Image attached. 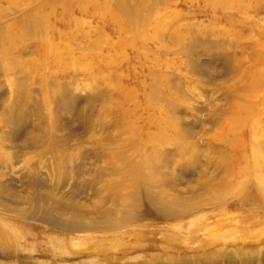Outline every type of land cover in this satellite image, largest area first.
<instances>
[{"label": "rangeland", "instance_id": "rangeland-1", "mask_svg": "<svg viewBox=\"0 0 264 264\" xmlns=\"http://www.w3.org/2000/svg\"><path fill=\"white\" fill-rule=\"evenodd\" d=\"M31 1L7 5L8 0H0V38L4 41L9 29L19 33L11 22L41 3L51 13L53 39L59 41L70 30V55L77 56L76 47L82 48L91 68L85 73L39 62L49 75L41 83L30 68L7 70L0 46V264H264V190L248 177L240 190L227 184L219 197L210 193L225 178L221 156L234 162L239 152L248 155L256 140L264 159V109L258 96L264 79L258 91L248 87L250 75L243 82L253 66L262 69L264 78V0L246 10L211 8L207 0H128L143 15L141 34L146 36L143 43L123 47L118 43L129 34L115 27L109 11L95 12L92 5L114 0H87L83 9L71 0L69 15L63 6L70 0ZM158 20L168 24L154 36ZM94 40L109 56H98ZM17 43L11 53L26 60L25 68L44 54L36 40ZM240 62L242 67L236 68ZM50 79L59 87L53 98L44 90ZM17 80L23 85L16 87ZM155 84L169 103L148 105ZM13 99L20 103L13 111L17 118L8 108L17 102ZM237 102L254 107L256 127L241 125L229 140L217 137ZM165 116L172 126L162 120ZM169 128L180 132L193 158L190 152L179 160L177 145L166 143L157 152L166 162L158 170L168 181L151 184L150 194L148 185L131 187L127 167L158 143L164 129L171 133ZM260 172L264 176V164ZM160 193L165 196L162 205ZM74 222L96 226L62 229ZM240 255L249 261H240Z\"/></svg>", "mask_w": 264, "mask_h": 264}, {"label": "bare ground", "instance_id": "bare-ground-1", "mask_svg": "<svg viewBox=\"0 0 264 264\" xmlns=\"http://www.w3.org/2000/svg\"><path fill=\"white\" fill-rule=\"evenodd\" d=\"M22 1V2H21ZM24 1H29V0H8V4L7 5H9V4H13V5H16L18 2H20V3H23ZM33 1V0H32ZM31 1V2H32ZM40 1H42V0H40ZM40 1H39V3H40ZM57 1V0H56ZM67 1V0H66ZM75 1H77V0H75ZM133 1V0H132ZM138 1V0H137ZM163 1V0H162ZM169 0H167V1H165L164 0V2H168ZM206 1V0H205ZM258 1L259 0H207V2L211 5V8H212V6L214 7V8H220V9H231V8H234V9H237V10H246L248 7H249V4L250 3H255V4H257L258 3ZM6 2V1H5ZM43 2V4H44V0L42 1ZM54 1H52V2H50V3H52L51 5H52V8L54 7L53 6V3ZM62 2V1H61ZM73 2V1H72ZM91 2V1H90ZM89 2V3H90ZM99 1H96L95 3H92V5L94 4V7H95V12L96 11H99V12H104L105 13V11H109V14H108V16L109 17H111L110 19H112V21H114L115 22V24H116V28L117 27H119V30H121V31H123V32H126V33H128L129 34V38H127V40H126V38H125V40H121L119 43H118V45L119 46H121V47H123L122 45H125V44H128L127 46H129V44H132V45H134L136 42H138V41H141V43H143V40L145 39L144 37L146 36V35H142L141 34V31H142V27H143V24H144V22H143V20L141 19V17H140V15L143 17V15L142 14H140V12H138V10L137 11H135L133 8H132V6L130 5V1L128 2V0H114L113 1V3H110V2H106V3H98ZM206 2V3H207ZM7 3V2H6ZM27 5H28V3L27 2H25ZM39 3L37 2V4L36 5H39ZM68 3H70L71 4V0H70V2H66V3H64V6H63V4H62V6H63V8L65 9V15H66V12L68 13V11H69V9H70V5H68ZM75 4H77L76 6H79L81 9H83V8H85V7H87L88 6V1L87 0H78L77 2H74ZM74 3H72V4H74ZM110 3V4H109ZM143 3H144V1H143ZM146 3H148V2H146ZM145 3V4H146ZM32 4V3H31ZM46 4H47V2H46ZM45 4V5H46ZM71 4V5H72ZM149 4H150V2H149ZM148 4V5H149ZM25 5V4H24ZM23 5V6H24ZM40 5L41 6H38L37 8H36V6H34L35 7V10H33L30 14H28V12L26 13L27 15L26 16H24L23 18H20V20H16L17 22H14V23H12L11 22V27H13V28H15L16 30H18V32L19 33H13V32H11L10 31V29L6 32L7 34L3 37V38H5L4 39V41L2 40V38H0L2 41H3V43H1L0 42V46H2V49H1V55H3V56H5V57H7L8 58V65H7V70H9V71H14V69L15 68H17V69H19V68H22V70H26V69H28V72H29V68H30V70H32V71H34L35 70V72L37 73L36 75H37V77H38V80L41 82V83H43V82H45V80L49 77V75H48V73H47V71L46 70H44L45 69V67H43L39 62H44V63H46V62H53V63H55L56 64V67L58 68L59 66H62V67H65V69H67V67H68V69H72V70H76V71H82V72H88L89 70H90V68H91V58H90V56L89 55H87V52L85 53V52H83L82 50V48H80V47H76V53H77V56H71L72 55V52H71V55H70V51H71V48H73V47H71L70 46V43L72 42V40H71V37H72V34H70L68 31H70V30H66L65 32H63V33H61L60 34V36H58L59 37V41H56V40H54L53 39V37L51 36V34L52 33H49V30H51L52 28H51V26H50V23L49 22H51V21H49V16H50V14H49V11H47L46 9H45V7H43L42 6V4L40 3ZM60 5V4H59ZM133 5V4H132ZM140 5V4H139ZM138 5V6H139ZM166 5V4H165ZM28 6H30V4L28 5ZM91 6V5H90ZM134 6V5H133ZM144 6H147V4L146 5H144ZM31 7H33V6H31ZM34 7L33 8H31V9H34ZM78 7V8H79ZM149 7V6H148ZM156 7V6H155ZM158 7V6H157ZM156 7V8H157ZM164 7H166V6H164ZM163 7V8H164ZM261 7V6H260ZM51 8V9H52ZM62 8V9H63ZM92 8V7H91ZM151 8H152V5H151ZM160 8V7H159ZM162 8V7H161ZM264 8V7H263ZM28 9V8H27ZM30 9V8H29ZM28 9V10H29ZM138 9V8H137ZM140 9V8H139ZM150 9V8H149ZM153 9V8H152ZM165 9V8H164ZM26 11V10H25ZM92 11H93V9H92ZM158 11V10H157ZM1 12V11H0ZM54 12V11H53ZM82 12V11H81ZM139 14H138V13ZM148 12V11H147ZM150 12V11H149ZM62 13V12H61ZM69 13H70V11H69ZM69 13H68V15H69ZM151 13H152V11H151ZM53 14V13H52ZM144 14V13H143ZM155 14V13H154ZM158 14V13H157ZM157 14H156V16H157ZM104 15V14H103ZM102 14H101V16H103ZM22 16V15H21ZM20 16V17H21ZM146 16H148V15H146ZM144 17H145V15H144ZM69 19V18H68ZM150 21H151V19H150ZM163 21V20H162ZM161 20H158L156 23H155V26H154V32H153V35L154 36H158V35H160L162 32V30H164L165 29V27L163 28V26L167 23V21L165 22V24H163V22H162ZM145 22H146V20H145ZM114 24V23H113ZM168 24V23H167ZM7 26H9L8 24H6ZM6 26V27H7ZM1 28V27H0ZM44 29H48V31L47 32H44L43 33V30ZM129 31V32H128ZM232 31V30H231ZM234 32V31H233ZM241 33V32H240ZM0 34H1V30H0ZM140 34H141V36H140ZM230 34H232V33H230ZM235 34V33H234ZM67 35V36H66ZM177 34H175V36H176ZM1 37H2V34L0 35ZM65 36V38H63V37ZM62 37V38H61ZM83 37H85L86 39H88L87 37H88V34L87 33H85L84 35H83ZM155 38V37H154ZM176 39L178 40V42H180V37H176ZM34 41V40H36L37 42H39V44H41V46H42V48H43V56H48L49 58H45V57H41V58H34V59H30L31 61H30V66L28 67V68H25V61L26 60H24V59H20V56H18V55H13L12 53H11V51H12V49H13V44H15L16 45V43L17 42H19V41H21V44H23V43H25V42H27V41ZM88 41V40H87ZM93 42V46H94V51H96L97 53H98V56H100V55H103V57H105V56H109V55H107V53H108V51H106V52H102V50L100 51L99 50V42H98V40H94V41H92ZM91 42V43H92ZM192 42V41H191ZM90 43V44H91ZM263 43V42H262ZM18 44V43H17ZM92 45V44H91ZM113 44H111L110 46H109V48L110 49H112L113 48V46H112ZM117 45V47L118 48H121V47H119ZM191 46H192V44H190ZM262 46V45H261ZM116 47V48H117ZM84 48V47H83ZM117 48V49H118ZM127 48V47H126ZM87 50H88V48H87ZM86 50V51H87ZM107 50V49H106ZM119 50V49H118ZM73 51H74V48H73ZM64 56V57H63ZM95 56V55H94ZM34 57V56H33ZM97 57V56H96ZM101 57V56H100ZM98 59V58H97ZM109 60V59H108ZM107 60V61H108ZM263 60V59H262ZM110 63V62H109ZM111 64V63H110ZM259 64V63H258ZM246 66V65H245ZM261 66V65H260ZM242 67V63L240 62L239 63V65H238V67H236V68H241ZM249 67V66H248ZM247 67V68H248ZM263 67V66H262ZM61 68V67H60ZM235 68V67H234ZM22 70H21V73L22 74H20L21 75V77L24 79V77H23V72H22ZM98 70V69H97ZM237 70H239V71H241V69H237ZM236 70V71H237ZM245 70V69H244ZM243 71V70H242ZM99 72V71H98ZM103 72V71H102ZM234 72V71H233ZM242 73V72H241ZM235 74V73H234ZM245 74V78H243L244 79V81L243 82H245L246 80H247V78H248V76L250 75V80H249V86L248 87H250V89L251 90H253V91H258V88H259V86L261 85V87H262V82L261 81H263V76H262V69L261 68H259L258 66H253L252 68L250 67L249 68V70H247V72L246 73H244ZM243 74V75H244ZM237 75H238V73H237ZM95 77H96V75H95ZM238 78H242V74H241V77H239V75H238ZM99 79V78H98ZM19 80V79H18ZM16 81V84H14L15 86L16 85H18V86H22L23 84L21 83V82H19V81ZM241 80V79H240ZM102 81L103 82H106L107 81V79L104 81L103 79H102ZM153 83V82H152ZM156 83V82H155ZM157 84H158V82H157ZM157 84H155L156 86H154L153 87V95L150 97V99H149V103L146 101V103H148V105L150 106V107H152V105H153V107H154V105H157L158 106V103L160 102V101H164V102H168L169 103V99H167L166 100V98H168L169 96L168 95H164L165 96V99H164V96L162 97V93H159V91H157L155 88L157 87ZM243 84V83H242ZM247 86H246V88H247ZM17 87V86H16ZM56 87V88H55ZM260 87V88H261ZM45 89V95L46 96H50V98H53L57 93H58V89H59V87H57L56 85H54L53 84V82H52V79H50V82H49V85L47 86V87H44ZM243 88V87H242ZM245 89V88H244ZM249 89V90H250ZM246 90V89H245ZM250 90V91H251ZM16 91L18 92V93H16L17 95H20V89H16ZM261 92V95H258V96H260V104L262 105V110L264 109V87H262V90L260 91ZM255 93V92H254ZM125 95V94H124ZM123 95V96H124ZM24 96H26V94L24 95ZM127 96V95H126ZM126 96H125V98H126ZM168 96V97H167ZM23 96H21V98H22ZM57 97V96H56ZM111 97V96H110ZM110 97H108V98H110ZM244 97V96H243ZM20 97H17L16 99H19ZM16 99H13V100H16ZM111 99V98H110ZM132 99V98H131ZM12 100V101H13ZM125 100V99H124ZM126 100H128V98L126 99ZM147 100V99H146ZM166 100V101H165ZM17 101V100H16ZM22 101V100H21ZM112 101V100H111ZM110 101V102H111ZM250 101V100H249ZM248 101V102H249ZM115 102V101H114ZM166 102V103H167ZM13 103L14 104H9V112H10V116L12 117V118H17L16 116H14V112L13 111H16L17 109H18V106L17 105H19L20 106V103H19V101H17V102H15V101H13ZM239 102H237L235 105H234V108H231L232 110L234 109V111H232L231 112V115H229L227 118H228V120H227V122L226 121H224V122H226L225 123V126L223 125V127L221 128V130L217 133V137H219V138H224V139H228L229 140V134H233V133H235L236 131H237V129L241 126V125H249L250 127H256V124H257V118L255 117V114H254V112H253V108L254 107H252V106H249V105H247V104H238ZM36 106V105H35ZM120 107V105L119 104H117L116 105V107ZM148 106V107H149ZM135 107V106H134ZM260 107V106H259ZM114 108H115V106H114ZM20 109V108H19ZM113 109V108H112ZM111 109V110H112ZM154 109V108H153ZM115 110V109H114ZM114 112V111H113ZM117 114L119 113V112H116ZM123 113V112H122ZM225 114V113H224ZM258 114V113H257ZM120 115V114H119ZM155 116V115H154ZM149 117H150V119L152 120L154 117H153V115L151 114V115H149ZM148 117V118H149ZM156 117L157 116H155V118H154V120L156 119ZM168 116H165V117H162L163 119L162 120H165L166 122H168L169 123V125L170 126H172L173 124H174V122H172V120H171V117H169V118H167ZM166 118H167V120H166ZM259 118V117H258ZM2 119V118H1ZM147 119V118H146ZM149 119V120H150ZM173 119V118H172ZM150 120V121H151ZM161 121V120H160ZM175 121V120H174ZM123 122V121H122ZM165 122V123H166ZM147 123H148V121H147ZM176 123V122H175ZM245 126V127H246ZM125 127H127L126 125H125ZM129 128H132V127H129ZM128 128V129H129ZM172 132L171 133H167L166 132V130L167 129H164L165 130V133H163L162 134V136H161V134H159V138H158V143L157 144H153L152 146H151V150H149L148 152H146V153H143L142 154V157L140 158V160H139V162H135L136 164H133L132 163V165H130L129 167H127L128 168V171L129 172H131L132 174H131V178L132 179H130V180H132L131 181V187H133V188H137L138 186H140V185H148V187H147V193L148 194H150L151 193V190H150V187H151V184H155L156 182H158V181H160V180H162L163 182L164 181H168V179L167 178H165L163 175H162V173H161V171L160 170H162L160 167H158L161 163H163V162H165V160L162 158V153H161V157L158 155V152H157V150H158V148L160 147V146H164V144L166 145V143H173V144H175V145H177V151L179 150V160L180 159H183L186 155H188L191 151H189V150H187L186 149V145H185V143L182 141V139H181V137H180V135H179V133L180 132H178V131H176V128H169ZM233 136V135H232ZM236 138V137H235ZM250 138V137H249ZM150 139H152V138H150ZM149 139V141H151ZM157 140V139H156ZM239 141V140H238ZM229 142V141H228ZM230 142H231V140H230ZM241 142V141H240ZM148 143V142H147ZM146 142H145V144H147ZM155 143H156V141H155ZM226 143H227V141H226ZM250 143H251V141H250ZM139 144H141V143H139ZM138 143L136 144V146L137 145H139ZM144 144V145H145ZM248 144H249V142H248ZM257 144V142H256V140L255 141H253L252 142V144H251V147H250V151H249V153H248V155H246L247 154V151H241V152H239V156L237 157V159L234 161V162H232V161H230L228 158H225V157H222L221 156V158H220V163H221V167L223 168V173H225V178H223V176H222V179H220V180H218V181H216L215 183H214V185L212 186V188L210 189V190H212V191H210V193L212 194L211 196L213 197V196H217V195H221V194H223V192H225V188H228L227 187V184H231V186H233V187H235L236 189H239V188H242L243 187V185H244V182H245V179L247 178L248 179V177L250 178V177H252V178H254V180H255V184L258 186V188L259 189H262V190H264V176L261 174V172H260V169H261V166L264 164V159L263 158H260L258 155H259V150L261 149L260 148V146L259 145H256ZM143 145V144H142ZM141 145V146H142ZM143 145V146H144ZM171 145V144H170ZM232 145H234V144H232ZM242 145V144H241ZM140 146V147H141ZM142 146V147H143ZM148 146V145H147ZM134 147V146H133ZM141 147V148H142ZM137 148V147H136ZM135 148V151L138 153L139 151H140V153L142 152L141 150H137ZM145 148H146V145H145ZM234 148V147H233ZM106 149V148H105ZM118 149V148H117ZM107 150V149H106ZM144 150V149H143ZM249 150V149H248ZM119 151V150H118ZM117 151V153H119ZM237 151V150H236ZM115 153V152H114ZM117 153H115V155L117 154ZM159 153H160V151H159ZM139 154V153H138ZM236 154H238V153H236ZM114 155V156H115ZM127 155V154H126ZM140 155V154H139ZM118 156V159H119V157H122V156H120V155H117ZM116 157V156H115ZM127 157V156H126ZM191 157L193 158V156H192V152H191ZM192 158H190V159H192ZM129 159V158H128ZM130 161V160H129ZM192 161V160H191ZM108 162V161H107ZM128 162V161H127ZM132 162V161H131ZM121 163V162H120ZM166 163V162H165ZM125 164H126V162H125ZM125 164H124V166H125ZM128 164V163H127ZM120 165V164H119ZM168 165V164H167ZM194 165V164H193ZM111 166V165H110ZM109 166V167H110ZM123 166V165H122ZM128 166V165H127ZM115 167V166H114ZM162 168L164 167V163H163V165L161 166ZM185 167V166H184ZM117 168V167H116ZM158 168L160 169V170H158ZM220 168V167H219ZM118 169V168H117ZM125 169V168H124ZM116 170V169H115ZM120 171V170H119ZM118 172V171H117ZM113 173V172H112ZM121 173V172H120ZM120 178V177H119ZM200 179V178H199ZM230 179H233V181L231 180V182H230ZM247 179H246V181H247ZM251 179V178H250ZM248 180V181H251V180ZM253 180V181H254ZM121 181V180H120ZM253 183V182H252ZM255 185V186H256ZM224 186H226V187H224ZM207 187V186H206ZM230 187V186H229ZM208 188V187H207ZM231 188V187H230ZM229 188V189H230ZM234 188V189H235ZM257 188V187H256ZM145 189V188H144ZM165 189V188H164ZM224 189V190H223ZM228 189V190H229ZM232 189V188H231ZM223 190V191H222ZM227 190V189H226ZM227 190V191H228ZM240 190V189H239ZM238 190V191H239ZM135 190H133V192H134ZM165 191V190H164ZM230 191V190H229ZM228 191V192H229ZM233 191V190H232ZM144 192V191H143ZM167 192H168V190H167ZM207 192H208V189H207ZM227 192V193H228ZM231 192V191H230ZM171 193V192H170ZM206 193V192H205ZM209 193V192H208ZM207 193V194H208ZM236 193V192H235ZM144 194V193H143ZM148 194H145V195H147V197H148ZM160 195V196H159ZM158 196H157V199L159 200L158 202L159 203H161V205H162V198H165V196H164V194H159ZM209 195V194H208ZM229 195V194H228ZM132 196H136V193H134V194H132ZM177 196V195H176ZM178 198H180L179 196H177ZM177 197H175L176 199H177ZM210 197V196H209ZM209 197H208V199H209ZM217 197H219V196H217ZM216 197V198H217ZM222 197H224L223 195H222ZM174 198V201H176V199ZM197 198V197H196ZM207 198V197H206ZM206 198H205V201H206ZM215 198V199H216ZM134 199V198H133ZM156 199V200H157ZM198 199H199V197H198ZM207 199V200H208ZM215 199H212V200H214L215 201ZM218 199V198H217ZM222 199V198H221ZM179 200V199H178ZM194 200V199H193ZM184 201H185V199H184ZM200 201H204V199L202 198V200H200ZM204 201V202H205ZM178 202V201H177ZM194 202H196L195 200L193 201V205H194ZM198 202V201H197ZM207 202V201H206ZM209 202H212V201H210V199H209ZM208 202V203H209ZM158 203V204H159ZM167 203V202H166ZM179 203V202H178ZM214 203V202H213ZM262 203V202H261ZM158 204H157V206H158ZM187 204H188V202H187ZM189 204H191V202L189 203ZM196 204H198V203H196ZM181 205V204H180ZM200 205H203L202 204V202H201V204ZM156 206V207H157ZM191 207V206H190ZM193 207V206H192ZM257 207H258V205H257ZM159 208V207H158ZM162 208V206H160V209ZM186 211H187V209H186ZM166 212H169V211H166ZM44 214V213H43ZM50 214V213H49ZM47 215V214H46ZM82 215V214H81ZM45 217H47V216H45ZM92 219V218H91ZM56 221V220H55ZM74 221V220H73ZM72 221V222H73ZM79 221V220H78ZM244 221V220H243ZM243 221H241V222H243ZM56 223V222H55ZM75 224H70V223H65L64 225H62V229L64 230V229H67V230H70V229H72L73 231H74V229L76 230L77 228H81V229H91V227L93 228V227H95L96 225L94 224V223H91L90 225H84V224H82L81 222H74ZM62 224V223H61ZM86 224H87V222H86ZM242 224V223H241ZM105 225V224H104ZM104 225H102V226H104ZM61 226V225H60ZM243 228V227H242ZM0 229H3V228H0ZM5 230V229H4ZM4 232V231H3ZM3 232L1 233L2 235H3ZM6 233H7V230L5 231ZM8 234V233H7ZM246 235V234H245ZM4 236H6V234L4 235ZM257 237H259V236H257ZM256 237V238H257ZM260 237H262V236H260ZM5 238V237H4ZM3 239V238H2ZM11 239V238H10ZM165 239V238H164ZM167 239H169V238H167ZM6 240H8L7 238H6ZM170 240V239H169ZM262 241H264V240H262ZM256 241H254V243H255ZM8 243V242H7ZM257 244V243H256ZM254 247V246H253ZM133 248V247H132ZM243 248V247H242ZM255 248V247H254ZM254 248H251L252 250H254ZM124 249V248H123ZM256 249V248H255ZM125 250H128V249H125ZM124 250V252H126ZM132 249H130V251H131ZM134 250V249H133ZM129 252V251H128ZM207 252V251H206ZM6 253H8V252H6ZM130 253V252H129ZM10 254V253H9ZM8 254V255H9ZM207 255H209V254H212V252H207L206 253ZM7 255V256H8ZM257 255H259V253L257 254ZM3 256H5V253H4V255ZM253 257V256H252ZM24 258V257H23ZM148 258V257H147ZM239 258H240V261H242V260H248L249 261V256H243V255H240L239 256ZM256 258H260V257H256ZM149 259H150V257H149ZM147 260V261H150V260ZM250 259H252L251 257H250ZM154 260V259H153ZM156 260H158V259H156ZM156 260H155V262H156ZM239 260V259H238ZM20 261V260H19ZM145 261V260H144ZM144 261L143 262H138V263H136L135 262V264H144ZM247 261V262H248ZM146 262V261H145ZM152 262V261H151ZM174 262V261H173ZM244 262V261H243ZM247 262H245V263H247ZM169 263V262H168ZM2 264H5V262H3ZM22 264H24V263H22ZM34 264H36V263H34ZM122 264V263H121ZM149 264V263H148ZM152 264H154V263H152ZM164 264H166V263H164Z\"/></svg>", "mask_w": 264, "mask_h": 264}]
</instances>
